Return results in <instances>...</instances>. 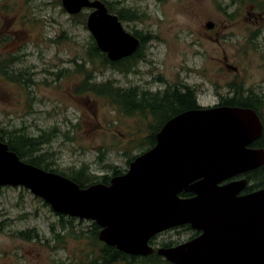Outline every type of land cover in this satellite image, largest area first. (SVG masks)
I'll return each mask as SVG.
<instances>
[{"label":"rangeland","instance_id":"rangeland-1","mask_svg":"<svg viewBox=\"0 0 264 264\" xmlns=\"http://www.w3.org/2000/svg\"><path fill=\"white\" fill-rule=\"evenodd\" d=\"M110 1L127 13L125 29L144 37V58L128 73L88 61L89 10L70 15L61 0H0V60L11 59L8 76L0 75V130L46 138L39 153L51 154L52 168L86 166L112 177L151 147L158 120L128 116L82 91L89 73V83L136 87L140 99L184 84L203 107L240 89L264 92V0ZM94 224L56 213L23 186H0V264H92L100 257ZM190 234L162 232L156 240L164 246Z\"/></svg>","mask_w":264,"mask_h":264},{"label":"water","instance_id":"water-1","mask_svg":"<svg viewBox=\"0 0 264 264\" xmlns=\"http://www.w3.org/2000/svg\"><path fill=\"white\" fill-rule=\"evenodd\" d=\"M70 15L89 10L86 25L111 61L134 54L141 42L102 0H61ZM263 132L252 108L216 105L183 111L156 133L109 184L81 187L71 178L23 161L0 139V186H23L59 214L94 221L98 238L129 255L154 252L156 234L182 224L201 231L157 254L173 264H264V188L239 195L247 181L232 176L264 164ZM181 191H193L181 198Z\"/></svg>","mask_w":264,"mask_h":264},{"label":"trees","instance_id":"trees-1","mask_svg":"<svg viewBox=\"0 0 264 264\" xmlns=\"http://www.w3.org/2000/svg\"><path fill=\"white\" fill-rule=\"evenodd\" d=\"M102 1L107 5L109 11L115 12L119 15L120 18L124 17L127 14L123 9L120 10L118 8V1ZM133 34L137 37H141L142 40L144 39V37L140 36L136 32H133ZM91 38L92 40L87 50V59L93 65L94 69L112 68L123 73H128L131 71L134 64H136L139 59L144 58L142 54V50L144 49V40L141 42L138 50L131 56L123 58L119 61H111L108 59L107 55L98 48L94 38L92 36ZM10 64L11 59L0 60V75L8 76L10 72ZM82 65L84 66V64ZM82 65H79L80 68L83 67ZM89 78L91 79L90 73L84 83L82 91L87 90L89 95L92 94L93 96L108 99L109 102L117 107L119 111L127 114L128 116L137 115L139 113L143 117H145L146 115H152L156 120H158L156 125L152 126V131L150 132V136L148 137L151 147H153L156 143V133L167 120L175 116L180 111H186L201 107L197 103V98L194 90H188L185 94L182 95H180V92L169 90L166 93V96L162 98L152 93L143 92L140 99L137 96L138 90L136 92V87L123 88L121 86H114L112 85V82L110 80L105 83H89ZM169 98H171V103H168L167 101L169 100ZM221 102V104L223 105H234L233 100L229 98H225L221 100ZM0 131V139L2 141H5L9 145V148L15 151L18 156L25 162L31 163L46 170L63 174L74 180L81 187H86L93 183L109 184L110 182L111 177L109 175L97 177L89 173L86 166L81 167L77 170H72L70 173H66L64 171L60 172L58 169L52 168V161H50L51 154L39 153L42 144H44V142L47 140L46 138L43 139L42 136H31L22 129H2ZM257 144L259 145V147L264 148L262 139L258 141ZM113 174L115 176L122 174V172L115 171ZM260 186H264V180L261 181ZM93 226L95 229L98 228L96 223ZM21 234L23 236L25 235L24 233ZM94 239L96 240L95 243H98L100 245V248L98 249L100 257L97 260L93 261L92 264H98L97 262H100L102 264H117L118 261L125 262V264H171L169 261L163 259L157 253L134 259L132 255L120 251L115 247L109 246L104 242L98 241V233H96ZM169 245L170 243H166L164 246Z\"/></svg>","mask_w":264,"mask_h":264},{"label":"flooded vegetation","instance_id":"flooded-vegetation-1","mask_svg":"<svg viewBox=\"0 0 264 264\" xmlns=\"http://www.w3.org/2000/svg\"><path fill=\"white\" fill-rule=\"evenodd\" d=\"M127 16L128 15L126 14L122 18L128 19ZM122 18H120V19H122ZM138 38L140 39V42L143 41L141 37H138ZM232 68H234L236 70V67H232ZM165 88H166V91H164V92L158 91L157 93H152V94L157 95L160 98H162V97L166 96V93L169 90H171V91L174 90V91L180 92V95L185 94L188 90H191L187 85H184V84L181 85L180 83L178 84V86L166 85ZM235 92H236V94L234 95V97H232L233 103H234L233 106L252 108L260 116V118L262 120V124H263V132H262L261 137L257 141L253 142L250 145V147L263 148V147H259V145L257 143L261 139H262V142L264 143V136H263V134H264V118L263 117L264 116H262L263 115L262 110L264 109V92H252V91L250 92L247 90L243 91L241 89L239 90V92L238 91H235ZM167 101H168V103H171V98H169V100H167ZM181 112H183V111H180L177 114H179ZM258 176H261V177L263 176V178L260 179ZM242 179H245L247 181V185L243 190H241L239 195L248 194V193H251L253 191H257V190L264 188V186H260L261 181L264 180V164L262 166L256 168V169L248 170L246 172L236 174V175L232 176L231 178H229L228 180H225L224 182L220 183V185L225 184V183L230 182V181H237V180H242ZM178 195L181 198L187 199V198L194 197L196 195V193L193 191H181L178 193ZM181 230H189V231H191V234L187 238H179V239L173 240L172 242H167V243H170L169 246H163L162 244L159 243L158 240H156V237L162 232H166V233L177 232V233H179ZM162 232H160L159 234L154 236L149 242L150 245H152L154 248V252L152 254H156L157 249L159 247H174V246L180 245L182 243L188 242V241L194 239L195 237H197L198 235L201 234V231L193 229L192 226L188 223L178 225V226H173V227L168 228ZM132 257L134 259L135 258L138 259L139 257H143V256H136L135 257L134 255H132ZM99 264H102V263H99ZM171 264H173V263H171Z\"/></svg>","mask_w":264,"mask_h":264}]
</instances>
